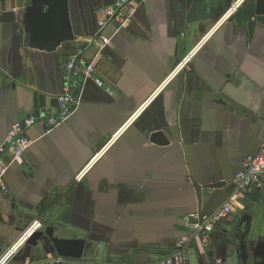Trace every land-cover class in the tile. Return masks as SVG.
Here are the masks:
<instances>
[{
    "label": "crops",
    "instance_id": "1",
    "mask_svg": "<svg viewBox=\"0 0 264 264\" xmlns=\"http://www.w3.org/2000/svg\"><path fill=\"white\" fill-rule=\"evenodd\" d=\"M116 1L70 0L77 40L54 53L31 49L23 25L0 22V147L16 123L59 112L72 55L83 51L106 84L87 81L75 114L50 135L27 131L33 144L0 185V257L13 250L9 264L162 261L200 213L194 182L224 183L204 195L203 209L215 212L264 149L258 0H148L117 35L114 25L104 30L111 41L99 53L90 43ZM238 198L185 264H264V186ZM35 222L84 240L82 260L36 250L34 235L19 243Z\"/></svg>",
    "mask_w": 264,
    "mask_h": 264
},
{
    "label": "built area",
    "instance_id": "2",
    "mask_svg": "<svg viewBox=\"0 0 264 264\" xmlns=\"http://www.w3.org/2000/svg\"><path fill=\"white\" fill-rule=\"evenodd\" d=\"M148 0H117L116 3L105 9L106 20L99 23V32L90 44L99 50V53L110 43L111 38L106 37L104 30L114 25L117 35L121 30L131 25L138 9ZM190 56L186 57L174 70V73L184 69L190 62ZM97 67L94 62L87 60L83 51L72 55L67 63V78L63 93L58 97L60 110L55 115L44 117H30L16 123L8 134L7 142L0 147V185H2L9 167L22 159L32 146L33 142L27 137V131L39 127L45 135H50L68 121L75 114L78 107L77 92L82 91L87 81L92 80L101 89H105V82L96 76ZM9 157L10 161H7ZM82 171L79 179L85 174ZM264 186V149L257 155L246 159L241 171L233 181L234 193L214 213H193L189 216L190 236L177 242L174 251L162 261L154 264H185L187 262L188 250L193 242L199 238H205L214 232L216 226L234 212L238 203L239 195L250 192L253 189ZM42 229V223L35 222L21 237L19 243L28 241L37 231ZM14 251L11 250L0 257V264H9L13 258ZM60 262L59 264H61Z\"/></svg>",
    "mask_w": 264,
    "mask_h": 264
},
{
    "label": "water",
    "instance_id": "3",
    "mask_svg": "<svg viewBox=\"0 0 264 264\" xmlns=\"http://www.w3.org/2000/svg\"><path fill=\"white\" fill-rule=\"evenodd\" d=\"M13 1L10 4V0H6L5 11L0 15V22L23 25L21 28L29 35V47L31 49L54 53L77 40L71 20L70 0ZM256 15L257 20L264 24V0H258ZM162 137V133H158L155 140ZM162 142L164 145L169 143L167 140H162ZM223 186L224 183L200 185L194 182L200 214L210 215L214 213H207L203 209L204 195L209 190H217ZM215 194L210 203L215 202ZM42 226V230L36 232L30 240V245L43 252L54 249L61 258L73 261L82 260L85 248L84 240L67 239L61 235H56L54 227L44 226L43 223Z\"/></svg>",
    "mask_w": 264,
    "mask_h": 264
}]
</instances>
